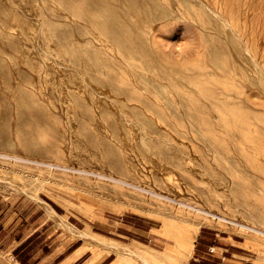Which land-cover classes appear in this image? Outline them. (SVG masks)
Listing matches in <instances>:
<instances>
[{
    "label": "rangeland",
    "instance_id": "1",
    "mask_svg": "<svg viewBox=\"0 0 264 264\" xmlns=\"http://www.w3.org/2000/svg\"><path fill=\"white\" fill-rule=\"evenodd\" d=\"M200 1L0 0V264H264V0Z\"/></svg>",
    "mask_w": 264,
    "mask_h": 264
},
{
    "label": "bare ground",
    "instance_id": "2",
    "mask_svg": "<svg viewBox=\"0 0 264 264\" xmlns=\"http://www.w3.org/2000/svg\"><path fill=\"white\" fill-rule=\"evenodd\" d=\"M198 1V0H197ZM199 2H201L200 0H199ZM203 3V2H202ZM206 5V4H205ZM206 8H207V6H206ZM209 10V9H208ZM229 26H227V28H228ZM226 28V29H227ZM232 28V27H231ZM231 28L230 29H228V30H231ZM232 31V30H231ZM8 33V32H7ZM229 33H231V32H229ZM236 34H238V33H236ZM240 37H238V39H239ZM242 38V37H241ZM240 38V39H241ZM246 49V48H245ZM249 49V48H248ZM245 51H249V50H245ZM250 52H252V51H249L248 53H250ZM246 54H247V52H246ZM137 58V57H136ZM253 57H251V59H252ZM253 60V59H252ZM253 62H255V61H253ZM255 64V63H254ZM257 65V64H256ZM258 67H259V65H258ZM264 77V76H263ZM186 118V117H185ZM108 131V130H107ZM146 137V136H145ZM18 180V179H17ZM51 213H53L54 215H57L53 210H51ZM59 217V216H58ZM60 218V217H59ZM63 220V219H62ZM64 223V222H63ZM210 223V220L209 219H205V220H203V221H201V223L200 224H209ZM174 223L173 222H170V223H167L166 225H165V230H166V232H171V230H172V225H173ZM64 225H65V223H64ZM67 225V224H66ZM204 226V225H203ZM67 228H68V225L66 226ZM199 228V227H198ZM70 229V228H69ZM184 233V232H183ZM199 233H198V230L196 231V233H195V235H194V237H193V241H196L197 240V237L199 236L198 235ZM81 235H82V233H81ZM84 235V234H83ZM86 235V234H85ZM85 237V236H84ZM90 238V237H89ZM98 240V239H97ZM91 243H94V242H91ZM105 243H107V242H105ZM105 243L103 244L102 243V241H100V244H103V245H105ZM95 244V243H94ZM99 244V245H100ZM108 245L109 244H111V243H107ZM110 246H112L111 248H113L114 250H117V251H119V249H120V247H118V245L116 246L115 245V247L113 246V245H110ZM101 247H102V245H101ZM105 247H108V246H105ZM128 247V246H127ZM194 247V246H193ZM124 249V251L125 252H129V253H132V255L134 254V256L135 255H137V253H135V252H133L131 249H129V248H124V247H121V249ZM120 249V250H121ZM123 252V251H122ZM137 252H138V250H137ZM171 251H169V253H170ZM136 257H138V255L136 256ZM139 258V257H138ZM140 259V258H139ZM145 261V260H144ZM143 261V262H144ZM145 263L146 264H149L147 261H145Z\"/></svg>",
    "mask_w": 264,
    "mask_h": 264
},
{
    "label": "crops",
    "instance_id": "3",
    "mask_svg": "<svg viewBox=\"0 0 264 264\" xmlns=\"http://www.w3.org/2000/svg\"><path fill=\"white\" fill-rule=\"evenodd\" d=\"M87 251H81L80 247L76 248L72 252H70L67 256H65L59 264H75L76 262L80 261L81 259L86 256ZM81 264H97L94 262V260L91 258L89 260H86L85 262H82ZM204 264H212V263H206Z\"/></svg>",
    "mask_w": 264,
    "mask_h": 264
}]
</instances>
